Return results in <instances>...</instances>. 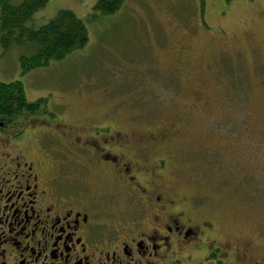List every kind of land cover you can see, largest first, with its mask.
Returning <instances> with one entry per match:
<instances>
[{"label": "rangeland", "instance_id": "1", "mask_svg": "<svg viewBox=\"0 0 264 264\" xmlns=\"http://www.w3.org/2000/svg\"><path fill=\"white\" fill-rule=\"evenodd\" d=\"M96 2L49 0L34 26L72 9L88 44L25 74L20 49L0 45V81L22 80L51 118L106 115L147 132L181 117L162 154L195 213L245 239L264 228V0H125L113 15ZM175 40L184 52L163 58Z\"/></svg>", "mask_w": 264, "mask_h": 264}, {"label": "flooded vegetation", "instance_id": "2", "mask_svg": "<svg viewBox=\"0 0 264 264\" xmlns=\"http://www.w3.org/2000/svg\"><path fill=\"white\" fill-rule=\"evenodd\" d=\"M106 117L0 114V264H264V228L229 237L168 177L183 119L137 132Z\"/></svg>", "mask_w": 264, "mask_h": 264}, {"label": "trees", "instance_id": "3", "mask_svg": "<svg viewBox=\"0 0 264 264\" xmlns=\"http://www.w3.org/2000/svg\"><path fill=\"white\" fill-rule=\"evenodd\" d=\"M124 1L97 0L94 10L104 15H113L121 10ZM204 1L201 0L202 10ZM227 1L230 2V0ZM48 2L49 0H0V45L4 52L14 48L20 49V64L23 74L32 69L47 66L52 60H61L72 51L88 44V26L85 20L72 9H61L54 19L45 24L34 26L36 12L44 8ZM203 19L206 22L205 17ZM170 30H165L166 41ZM183 52L184 50H181L178 54ZM188 60L187 58L184 62L187 63ZM46 103L44 97L34 101L29 100L25 85L20 79L0 81V114L27 116L32 113H44L47 111ZM170 157L173 155L170 154ZM175 181L179 184L176 177ZM195 215L198 216L196 213ZM199 217L204 216L199 215ZM205 219L213 220L218 226L216 218L205 217ZM218 228L229 237L244 235L235 232V230L229 231L223 226H218ZM256 229L258 228L248 229L250 237L248 235L247 240L253 236L250 241H253L254 244L262 243V238L255 232Z\"/></svg>", "mask_w": 264, "mask_h": 264}]
</instances>
